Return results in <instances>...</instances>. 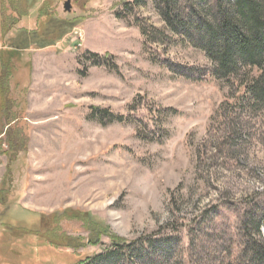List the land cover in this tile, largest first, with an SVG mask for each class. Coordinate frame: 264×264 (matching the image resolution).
I'll use <instances>...</instances> for the list:
<instances>
[{
  "label": "rangeland",
  "instance_id": "rangeland-1",
  "mask_svg": "<svg viewBox=\"0 0 264 264\" xmlns=\"http://www.w3.org/2000/svg\"><path fill=\"white\" fill-rule=\"evenodd\" d=\"M66 1L45 7L70 23L55 44L38 47L49 25L38 11L0 26V187L11 170L13 219L73 210L58 228L84 242L90 213L133 258L107 235L21 256L9 253L20 239L0 236V264H80L107 250L115 261L99 264H230L242 221L262 215L264 107L225 116L236 93L198 79L212 66L204 51L179 35L148 43L138 22L165 27L153 0H71V11Z\"/></svg>",
  "mask_w": 264,
  "mask_h": 264
},
{
  "label": "trees",
  "instance_id": "trees-1",
  "mask_svg": "<svg viewBox=\"0 0 264 264\" xmlns=\"http://www.w3.org/2000/svg\"><path fill=\"white\" fill-rule=\"evenodd\" d=\"M38 1L0 0V26L2 25L4 30L13 29ZM40 2L42 5L38 9V17L45 14L43 18H49V25L46 24L41 32L43 38L42 36L40 38L43 43L38 47H46L55 44V41L64 35L65 28L70 23L66 21V24H62L64 22L62 20L58 22L55 14H47L45 7L48 6L49 0ZM153 3L164 22L165 29L138 22L137 25L145 40L148 43H166L172 40V36L179 35L192 46L204 51L212 66L205 73L200 72L198 79H203L206 75L214 76L236 93L233 95L229 92L220 106L221 110L226 109L225 116L239 117L264 107V0H153ZM117 17L127 18L122 13H117ZM58 27L61 34L57 32ZM27 48L29 47L25 46L21 49ZM8 71L3 64L0 76H8ZM12 183V172L8 169L0 187V236L5 240L7 238L21 240L18 249L9 247V253L13 256L32 252L33 247L43 243L55 248L69 247L76 250L81 246L97 245L102 235H107L111 246L128 250V257L133 258L131 242L113 234L108 225L90 213H84V218L86 224L91 227V238L84 242L80 237L67 236L58 228L62 215L70 218L74 213H78L73 210H63L54 214L30 210L32 214L27 220L13 219L9 215L15 203L12 198ZM34 214L36 218L33 219ZM263 222L264 204L261 216L248 215L242 221L240 229L242 227L247 240L242 250L229 260L230 264H264V240H257L261 237L260 229ZM107 251L106 254L86 256L79 260L80 264L114 262L116 252Z\"/></svg>",
  "mask_w": 264,
  "mask_h": 264
},
{
  "label": "crops",
  "instance_id": "crops-1",
  "mask_svg": "<svg viewBox=\"0 0 264 264\" xmlns=\"http://www.w3.org/2000/svg\"><path fill=\"white\" fill-rule=\"evenodd\" d=\"M39 3V5H37ZM37 4L30 10V15L32 14H35L37 11H38V9H39V7H40V4H41V2H40V0L37 2ZM20 23V22H19ZM19 23L16 25V26H18L19 25Z\"/></svg>",
  "mask_w": 264,
  "mask_h": 264
},
{
  "label": "water",
  "instance_id": "water-1",
  "mask_svg": "<svg viewBox=\"0 0 264 264\" xmlns=\"http://www.w3.org/2000/svg\"><path fill=\"white\" fill-rule=\"evenodd\" d=\"M64 9H65L66 11H71V9H72L71 0H67V1L65 2V4H64Z\"/></svg>",
  "mask_w": 264,
  "mask_h": 264
}]
</instances>
